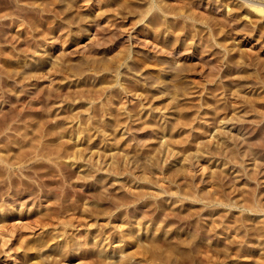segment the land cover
<instances>
[{"label": "rangeland", "instance_id": "374dc122", "mask_svg": "<svg viewBox=\"0 0 264 264\" xmlns=\"http://www.w3.org/2000/svg\"><path fill=\"white\" fill-rule=\"evenodd\" d=\"M250 4L0 0V264H264Z\"/></svg>", "mask_w": 264, "mask_h": 264}, {"label": "bare ground", "instance_id": "6f19581e", "mask_svg": "<svg viewBox=\"0 0 264 264\" xmlns=\"http://www.w3.org/2000/svg\"><path fill=\"white\" fill-rule=\"evenodd\" d=\"M193 2V1H192ZM156 6V5H155ZM193 6V5H192ZM150 7V6H149ZM159 7V6H158ZM249 7L253 10V11H256L257 13L259 12L260 14H262L261 16H263V14H264V8H260V7H258V5H255V4H250L249 5ZM158 9V8H157ZM151 10V9H150ZM146 13V12H145ZM258 13V14H259ZM141 16H143L142 14H141ZM140 21V20H139ZM132 22V21H131ZM130 22V23H131ZM134 22V21H133ZM135 22H136V20H135ZM138 22V21H137ZM133 23H131V25H132ZM125 25V24H124ZM134 25V24H133ZM12 246V245H11ZM10 246V247H11ZM13 247V246H12ZM11 249V248H10Z\"/></svg>", "mask_w": 264, "mask_h": 264}]
</instances>
